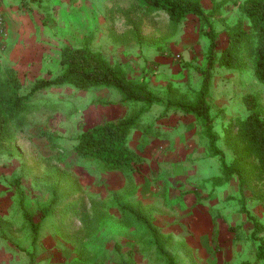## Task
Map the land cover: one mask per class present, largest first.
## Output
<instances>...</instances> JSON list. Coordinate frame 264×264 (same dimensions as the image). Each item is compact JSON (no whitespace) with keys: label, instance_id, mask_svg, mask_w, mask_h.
Listing matches in <instances>:
<instances>
[{"label":"rangeland","instance_id":"rangeland-1","mask_svg":"<svg viewBox=\"0 0 264 264\" xmlns=\"http://www.w3.org/2000/svg\"><path fill=\"white\" fill-rule=\"evenodd\" d=\"M40 2L44 5L37 7ZM209 2L202 0L204 9ZM24 3L30 22L24 45L33 49L24 46L23 52L34 54L33 61L23 64L17 51L5 52V38L0 44V64L16 72L21 95H28L36 81L58 75L62 47L87 42L90 50L122 66L129 80L144 79L162 104L123 103L105 87L65 86L29 97L23 122L11 125L14 141L0 148L5 197L0 196V264H119L121 257L133 264H164L147 229L134 220L127 225L121 204L140 209L176 264H264L256 257L259 242L251 237L258 235L264 243V235L242 231L232 220L246 215L243 206L252 214L253 199L264 208L262 183L248 178L241 194L235 176L224 181L203 127L166 104L195 100L202 79L197 69L205 68L208 47L200 22L191 16L173 25L165 13H147L134 0ZM226 20L225 15L215 18L218 53L226 46L225 28L234 23ZM243 62L241 69L216 67L210 84L216 146L228 164L233 154L226 132L234 138V120L246 117L245 95L257 97L264 119V86L251 78L250 59L245 56ZM136 114L139 125L128 139L141 159L134 173L102 171L74 153L81 132ZM21 197L39 223L35 244L18 206ZM95 204L104 205L106 214H96Z\"/></svg>","mask_w":264,"mask_h":264},{"label":"trees","instance_id":"trees-1","mask_svg":"<svg viewBox=\"0 0 264 264\" xmlns=\"http://www.w3.org/2000/svg\"><path fill=\"white\" fill-rule=\"evenodd\" d=\"M134 1L147 13H165L173 25H178L191 16L200 22V32L208 40V47L205 68L197 69L202 79L195 100L191 102L168 100L167 107H175L184 115L192 116L203 127L209 151L212 155L219 156L224 181L235 176L241 194L248 178L256 183H262L259 196L260 201H264V119L261 117L257 97L254 94L244 96L247 115L244 119L234 120L237 128L234 138L231 137V133L226 132L233 154L229 164L216 146L217 137L213 132L212 108L208 101L215 68L241 69L245 65L243 62L245 56L250 59L254 78L264 86V0L241 1L238 5L240 18L225 28L226 46L220 53L217 51L219 34L215 30L214 19L224 0L219 3L214 2L209 13L204 11L202 0ZM135 37L137 42H142L139 34ZM59 64L60 72L56 77L36 81L26 96L20 93L21 84L16 72L0 64V148L14 141L11 125L13 123L19 125L23 122L24 115L28 113L29 97L43 90L70 86L79 91H88L105 87L115 90L121 96L123 103H143L147 107L162 104V99L149 90L144 79L140 82L129 80L121 66L112 65L101 53L90 50L87 42L79 47H62ZM139 116V114L128 116L81 132L74 140V153L83 160L95 162L102 171L134 173L141 159L129 147L128 139L131 132L139 125ZM18 185L19 182H16L15 188L19 192ZM18 206L31 232L32 244H35L38 239L39 223L35 222L26 211L23 197L18 200ZM52 208L53 206L44 208L41 219H44ZM242 208L255 226L253 232L262 231L264 225H260L246 207ZM93 209L96 214V210L105 213L102 204L93 205ZM120 210L127 225L134 220L147 229L150 233L151 245L164 264H176L174 258L165 251L157 230L147 218L142 216L139 208L134 210L121 204ZM92 222L86 225L90 226ZM251 236L255 241H259L258 235ZM256 257L264 261V243L261 241L257 246ZM119 264H133V262L121 257Z\"/></svg>","mask_w":264,"mask_h":264},{"label":"crops","instance_id":"crops-1","mask_svg":"<svg viewBox=\"0 0 264 264\" xmlns=\"http://www.w3.org/2000/svg\"><path fill=\"white\" fill-rule=\"evenodd\" d=\"M25 1L27 0H0V16L3 18L4 24H5V37H4L5 38L4 40L5 49L4 51L5 52H9L10 50L17 51L20 55H16V59H18L23 64L33 61L31 60V58L34 57V54L31 55L32 57H30V55L27 54L26 51L23 52V47L26 46L24 45V40L26 38L24 36V32H25V29H27L26 24L30 23L27 19V13L25 12L26 11L25 6H24ZM209 1H210L209 2L210 5L208 6V8L204 9V7L202 6L204 11L207 13L211 12L214 2L219 3L223 0H209ZM224 1L225 2L223 6H221L219 13L215 15V18L217 15H221V16L225 15L227 22L230 20L231 22L237 21L240 18L238 5L241 3L242 0H224ZM36 5L38 7V6H43L44 4H41L40 2ZM230 17H233V19ZM29 27L32 28L31 26ZM30 47H32L31 49H33L32 45L28 44L26 46V48L28 49H30ZM112 65H117V63L112 64ZM251 78L254 79L253 76ZM143 134L146 135L145 132ZM236 181H237L236 184H238L237 178H236ZM0 196L2 197V199L5 198L3 194H0ZM251 207L254 209L252 210V215H254V217L258 221L264 224V208H262V205L260 204V202L256 199H253V201L251 202ZM247 219H248L247 216L244 214L239 215L235 218H232V220L237 221V223H235L236 224L235 226L241 227L242 231L253 232L255 230V226L252 221H251L252 223L249 224ZM259 235H264V231L259 232ZM258 239L259 241H261L260 238Z\"/></svg>","mask_w":264,"mask_h":264},{"label":"built area","instance_id":"built-area-1","mask_svg":"<svg viewBox=\"0 0 264 264\" xmlns=\"http://www.w3.org/2000/svg\"><path fill=\"white\" fill-rule=\"evenodd\" d=\"M4 37H5V24L3 18L0 16V44L3 43ZM178 57L179 56H177V58Z\"/></svg>","mask_w":264,"mask_h":264}]
</instances>
